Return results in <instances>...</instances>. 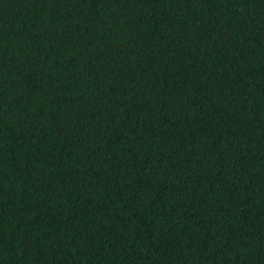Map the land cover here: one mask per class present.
<instances>
[{
    "label": "trees",
    "instance_id": "16d2710c",
    "mask_svg": "<svg viewBox=\"0 0 264 264\" xmlns=\"http://www.w3.org/2000/svg\"><path fill=\"white\" fill-rule=\"evenodd\" d=\"M0 264H264V0H0Z\"/></svg>",
    "mask_w": 264,
    "mask_h": 264
}]
</instances>
